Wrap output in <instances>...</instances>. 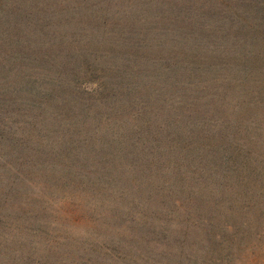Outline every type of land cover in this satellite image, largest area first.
Instances as JSON below:
<instances>
[{"label":"rangeland","instance_id":"obj_1","mask_svg":"<svg viewBox=\"0 0 264 264\" xmlns=\"http://www.w3.org/2000/svg\"><path fill=\"white\" fill-rule=\"evenodd\" d=\"M101 2L0 0V264H264V0Z\"/></svg>","mask_w":264,"mask_h":264},{"label":"trees","instance_id":"obj_2","mask_svg":"<svg viewBox=\"0 0 264 264\" xmlns=\"http://www.w3.org/2000/svg\"><path fill=\"white\" fill-rule=\"evenodd\" d=\"M114 1H120L121 4H116L114 7L116 8V13H121L122 15H129L130 13H136L141 11L140 0H103L99 5L96 6V9L99 11L98 16H101L102 8L100 5L108 6L110 3ZM107 10V8H106Z\"/></svg>","mask_w":264,"mask_h":264}]
</instances>
